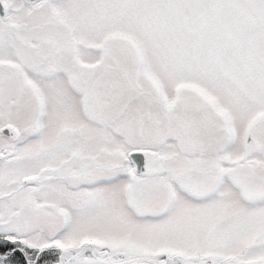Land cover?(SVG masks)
<instances>
[{"label":"snow or ice","instance_id":"6c2138e0","mask_svg":"<svg viewBox=\"0 0 264 264\" xmlns=\"http://www.w3.org/2000/svg\"><path fill=\"white\" fill-rule=\"evenodd\" d=\"M0 264H264V0H0Z\"/></svg>","mask_w":264,"mask_h":264}]
</instances>
